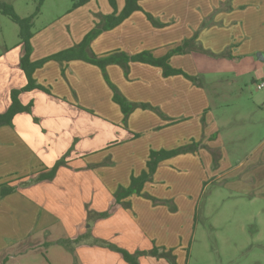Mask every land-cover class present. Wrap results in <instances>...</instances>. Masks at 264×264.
Returning a JSON list of instances; mask_svg holds the SVG:
<instances>
[{
  "label": "crops",
  "instance_id": "0c3cea01",
  "mask_svg": "<svg viewBox=\"0 0 264 264\" xmlns=\"http://www.w3.org/2000/svg\"><path fill=\"white\" fill-rule=\"evenodd\" d=\"M94 3L98 0L74 9H88L81 12L87 17L77 14L65 19L56 32L35 34L31 60L79 44L102 15L114 11L110 3L101 10ZM139 5L142 10L91 42L90 55L151 51L161 58L188 40L186 52L172 55L169 64L196 76L197 84L183 74L165 76L162 67L137 61L129 62L128 74L117 63L103 70L82 59L50 60L36 69V83L66 100L41 89L22 92L20 101L32 103V110L0 127V194L13 188L0 198V264H129L121 253L97 240L131 253L153 245L173 247L178 255L191 233L188 222L196 218L195 200L208 176L229 178V189L245 196L264 194V138L243 159H235L231 149L242 148L244 137L238 128L223 131V124L230 121L217 116L219 106L207 85L220 79L216 65L202 57L211 52L240 58L258 50L263 59H257L264 60V0H140ZM124 6L125 0H117L119 12ZM146 12L164 26L155 27ZM24 53L21 43L14 56L6 52L0 57V114L11 105L12 90L27 84L21 67ZM114 56L123 59L122 54ZM105 73L126 101L137 105L127 118L113 99ZM243 93L241 119L255 117L256 122L264 93ZM86 107L87 113L96 112L95 119L84 113ZM228 140L232 145L227 146ZM197 143L194 152L159 162L144 184L145 193L172 200L176 210L137 194L122 199L128 207L115 200V192L127 188L133 175L148 171L152 150ZM59 160L63 165L49 178ZM87 207L94 212L110 210L109 216L89 228ZM60 239L78 240L75 257L61 253L60 247L53 248L59 253L50 252L52 242ZM139 264L170 263L148 255Z\"/></svg>",
  "mask_w": 264,
  "mask_h": 264
},
{
  "label": "rangeland",
  "instance_id": "374dc122",
  "mask_svg": "<svg viewBox=\"0 0 264 264\" xmlns=\"http://www.w3.org/2000/svg\"><path fill=\"white\" fill-rule=\"evenodd\" d=\"M1 1L12 5L17 14L23 18L36 14L34 25L31 28V32L34 35L40 32H56V28L59 29L65 19H74L77 14H81L82 18L87 17L85 13L81 12H86L88 9L74 11L72 7L74 0H45L39 12H37L38 0ZM106 3L109 4V0H98V3H94L93 6L101 10L104 7L106 8ZM69 10L71 11L69 12ZM149 14L146 12L148 19L155 27L164 26L158 20H155L151 14L152 19H150ZM19 33V25L9 16L0 13V57L6 52L10 55H15L21 45ZM60 33L57 35L62 36ZM257 39L256 37L254 38V43L257 42ZM258 52L256 50L255 54L250 53L242 55L240 58L230 59L227 55L220 54L215 56L211 52L202 55L205 60H208L212 65H216L217 71L215 75L220 79V82L214 85H207L210 95L214 98L213 102L219 106L216 113L217 116L230 121L228 124H223V131L228 133L238 128L241 130V136L244 137L239 145L242 148L231 149V153L237 160L243 159L245 153L252 151L254 145L264 138V106L261 109L258 107L256 122H254L255 117L251 121H242L243 114L240 111L243 106L241 97L243 89V94L262 95L264 93L263 88L262 90L258 88V83L264 81V60L257 59ZM117 53L124 54L123 52H115L113 54L116 55ZM63 78L64 81L68 79ZM45 88L47 91H43L47 92V94L61 98L53 93L51 88ZM32 106L33 104L30 107V111ZM84 109L85 114L94 119L97 117L96 112L89 110L91 112L89 114L87 113L89 108L86 107ZM238 111H240V117H237ZM228 141L227 146L232 145V142ZM243 142L244 144H242ZM217 161L218 159H215L214 162L217 163ZM218 179H212L211 176L206 178L197 201L195 200L196 218L193 222H188L191 233L189 237L187 236L188 240H186L184 245H181L182 251L178 250L177 255L173 247L167 248L153 245L152 248L171 250L175 255L176 262L177 256H179L181 264H264V194L256 198L245 196L229 189V178ZM116 193L114 195L115 200ZM171 202L175 205L172 200ZM86 211V221L89 228L95 220L106 218L109 216L106 213L110 212V210L94 212L88 207ZM52 243L50 252H56L53 248L60 247L61 249L58 250H61V253L70 252L74 257L75 248L79 245L77 239H60ZM141 251L149 250L137 248L132 253ZM183 254H185L186 258ZM148 255L150 254L139 255L138 261L141 257ZM166 260L172 264L168 259ZM176 264L179 263L177 262Z\"/></svg>",
  "mask_w": 264,
  "mask_h": 264
},
{
  "label": "trees",
  "instance_id": "16d2710c",
  "mask_svg": "<svg viewBox=\"0 0 264 264\" xmlns=\"http://www.w3.org/2000/svg\"><path fill=\"white\" fill-rule=\"evenodd\" d=\"M45 0H38L39 4L37 7V12L40 11L41 6L43 5ZM90 0H74L73 2V9H76L78 7H81L83 5H86ZM140 0H125V6L124 8L119 12L117 7V0H109L110 5L114 9L112 14L109 15H102L101 21L97 23L95 28H93L91 31H89L83 40L70 48L61 50L59 52L50 54L42 59L32 61L31 60V53H32V43L31 39L34 36V33L31 32V28L34 25V18L36 14H33L29 17H21L17 14L14 7L6 2H3L0 0V13L9 16L15 23L19 25L20 28V39L21 43L24 44V50L25 53L21 57V67L25 72V75L27 77V84L21 88L13 89L11 93V99L12 103L8 110L2 114H0V127L3 125L11 124L13 121V118L16 114L30 111L31 104L24 105L20 99L19 95L22 92L25 91H31L33 89H42L47 91V89L36 83V80L33 77V74L36 69L42 67L47 61L50 60H56L59 62L63 61H69L73 59H82L89 61L90 63H93L95 65H98L103 70H105V66L110 63H117L123 66L125 74H128L129 72V62L130 61H137V62H143L148 63L155 66H160L163 68V73L165 76L175 75V74H183L187 78H189L191 81H193L195 84H197L196 76H191L184 72L182 69L173 68L169 64V59L172 55L177 53H183L186 51V45L188 44V40L184 42L182 46H178L177 48L171 50L165 57L157 58L155 57L151 52L145 51L141 53H137L135 55L128 56L126 54H123V59H117L114 54H111L109 56L104 57H97L95 54L90 55V45L91 42L100 35L103 31L112 29L113 27L119 25L122 23L127 17H129L134 11L141 10V6L139 5ZM150 19H152V16L149 14ZM90 55V56H89ZM105 77L109 83V85L114 90V101L119 103V105L122 108V111L125 114V118L128 117V115L135 109L137 106L136 104H130L126 101L125 97L121 95L117 87L111 82L108 75L105 73ZM142 107H151L148 104H141ZM199 144H192V145H186L182 147H178L176 149L172 150H160V151H154L152 150L150 153V158L147 163L148 171H143L139 176H132L131 183L127 188L121 187L119 191L116 193V199L118 203L123 204L124 206L128 207L130 206L127 202H121L122 199L131 196L133 194H137L140 196L147 197L149 199H152L155 204L157 203H165L169 204L170 209L176 210L177 207L172 204V202L167 200H160L157 199L148 193H145L143 191L144 184L149 181L153 174L155 173L157 166L159 162H161L164 159L170 158L174 155L180 154V153H186V152H194L196 149H198ZM215 159H218V156H215ZM63 160L57 161L55 166L51 170V175L49 178H53L57 169L62 165ZM13 188H10L9 191H2L0 194V198L4 197L8 193L12 192ZM108 214V213H106ZM97 242L105 247L111 248L113 250L118 251L123 255V258L129 263V264H139L138 257L141 254H150L156 257H165L168 259L172 264H176V258L175 255L171 250L166 251L165 249H159V248H152L149 251H141L137 253H131L127 251L124 248H121L113 243H110L106 240H97Z\"/></svg>",
  "mask_w": 264,
  "mask_h": 264
},
{
  "label": "built area",
  "instance_id": "2783aa9c",
  "mask_svg": "<svg viewBox=\"0 0 264 264\" xmlns=\"http://www.w3.org/2000/svg\"><path fill=\"white\" fill-rule=\"evenodd\" d=\"M258 88H259V89L264 88V82H260V83H258Z\"/></svg>",
  "mask_w": 264,
  "mask_h": 264
},
{
  "label": "water",
  "instance_id": "95a60500",
  "mask_svg": "<svg viewBox=\"0 0 264 264\" xmlns=\"http://www.w3.org/2000/svg\"><path fill=\"white\" fill-rule=\"evenodd\" d=\"M258 57L261 58V59H263V56L260 53L258 54Z\"/></svg>",
  "mask_w": 264,
  "mask_h": 264
}]
</instances>
